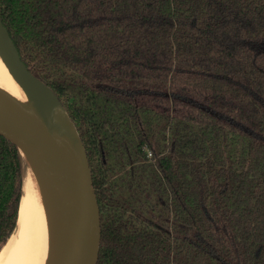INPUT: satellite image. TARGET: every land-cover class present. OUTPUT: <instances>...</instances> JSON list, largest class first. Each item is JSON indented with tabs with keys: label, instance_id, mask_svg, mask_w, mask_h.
Wrapping results in <instances>:
<instances>
[{
	"label": "trees",
	"instance_id": "obj_1",
	"mask_svg": "<svg viewBox=\"0 0 264 264\" xmlns=\"http://www.w3.org/2000/svg\"><path fill=\"white\" fill-rule=\"evenodd\" d=\"M179 14L175 0H0L21 59L84 145L97 264H264V2L236 72L176 60L192 42ZM24 175L0 133V249Z\"/></svg>",
	"mask_w": 264,
	"mask_h": 264
},
{
	"label": "bare ground",
	"instance_id": "obj_2",
	"mask_svg": "<svg viewBox=\"0 0 264 264\" xmlns=\"http://www.w3.org/2000/svg\"><path fill=\"white\" fill-rule=\"evenodd\" d=\"M36 106L0 57V108L30 113ZM21 149L28 163L23 194L16 227L0 250V264H75L84 230L79 197L45 159Z\"/></svg>",
	"mask_w": 264,
	"mask_h": 264
},
{
	"label": "water",
	"instance_id": "obj_3",
	"mask_svg": "<svg viewBox=\"0 0 264 264\" xmlns=\"http://www.w3.org/2000/svg\"><path fill=\"white\" fill-rule=\"evenodd\" d=\"M0 32L6 63L43 113V117H38L0 108V133L23 146L34 157L45 159L59 175L69 180L70 188L79 197L84 219L75 264H97L101 239L100 207L82 140L58 96L21 59L1 19Z\"/></svg>",
	"mask_w": 264,
	"mask_h": 264
},
{
	"label": "rangeland",
	"instance_id": "obj_4",
	"mask_svg": "<svg viewBox=\"0 0 264 264\" xmlns=\"http://www.w3.org/2000/svg\"><path fill=\"white\" fill-rule=\"evenodd\" d=\"M261 2L264 0H175L176 11L182 13L179 25H190L192 34L191 44L176 50V60L195 67L238 71L244 45L257 31L255 9ZM4 55L0 32V57L5 60ZM36 107L29 114L43 117ZM22 159L26 172L23 152Z\"/></svg>",
	"mask_w": 264,
	"mask_h": 264
}]
</instances>
